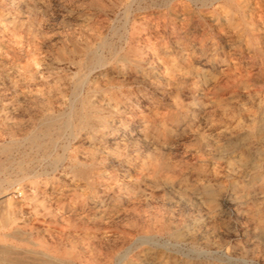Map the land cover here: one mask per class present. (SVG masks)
<instances>
[{
	"label": "rangeland",
	"instance_id": "374dc122",
	"mask_svg": "<svg viewBox=\"0 0 264 264\" xmlns=\"http://www.w3.org/2000/svg\"><path fill=\"white\" fill-rule=\"evenodd\" d=\"M0 144V264H264V0H0Z\"/></svg>",
	"mask_w": 264,
	"mask_h": 264
},
{
	"label": "bare ground",
	"instance_id": "6f19581e",
	"mask_svg": "<svg viewBox=\"0 0 264 264\" xmlns=\"http://www.w3.org/2000/svg\"><path fill=\"white\" fill-rule=\"evenodd\" d=\"M178 1V0H177ZM233 2V1H232ZM208 4V3H207ZM186 17V16H185ZM101 43V42H100ZM232 44V43H231ZM230 44V45H231ZM102 46H105V43L103 42L102 43ZM99 48H100V45H99ZM96 49V48H95ZM103 48H101L102 50ZM95 51V50H94ZM94 55L91 59V62H90V67L93 68V67H96V66H100V65H103V64H106L105 63V57H103V55L99 52H97V50L94 52ZM92 52V51H91ZM114 55V54H113ZM113 57V56H112ZM111 58V57H110ZM235 59V58H234ZM90 68V69H91ZM92 71V70H90ZM87 85V79L86 78H81L80 81L78 82L77 84V88H76V91H75V101L77 100H80L82 101V103H85L87 104L88 108L90 109L91 106H92V102L91 100L89 99L90 97V92H89V89L88 91L86 92V94L84 93V89ZM84 93V94H83ZM83 95V96H82ZM83 97V99H82ZM75 106V105H74ZM139 107V106H138ZM86 109V108H85ZM141 112L139 113L138 116H140L141 118H143V109L142 107H139L138 108ZM92 109L89 110L86 112V113H83L82 117L81 118H78L79 121L78 123H82L83 122V119L87 120V122L89 121L88 118H89V113H92ZM82 113V112H81ZM75 115V111L74 109L70 108V111L65 115L66 118L65 120L63 121V127L65 128H74L75 127V123H73V117ZM80 116V115H79ZM91 117V115H90ZM58 120V119H57ZM54 123V120L50 121L47 125V129L49 130L50 129V126ZM85 123V122H84ZM103 126H106V121L103 120ZM86 124V123H85ZM142 124V123H141ZM138 125V124H137ZM136 130V129H135ZM140 131V130H139ZM101 134H104V132H102ZM32 140L35 142L36 141V137H32ZM5 149V146L3 144H0V151H3ZM21 173L22 174H27V171H25V169L23 167H21ZM25 176V175H24ZM9 181V180H8ZM0 187H1V184H0ZM10 220V216L9 214L5 217V221H9ZM19 233V232H17ZM8 250H4L2 251L3 253L4 252H7ZM9 252V251H8ZM11 252V251H10ZM34 254V253H33ZM29 258L31 259L29 261ZM2 259V264H71V262L69 261H66V260H63L59 257H56V256H53V255H50L46 252H38L36 253L35 255L33 256H28V255H6L4 256Z\"/></svg>",
	"mask_w": 264,
	"mask_h": 264
}]
</instances>
